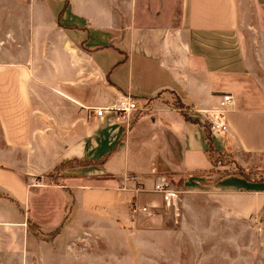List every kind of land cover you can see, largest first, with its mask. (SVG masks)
Instances as JSON below:
<instances>
[{"label": "crops", "instance_id": "obj_1", "mask_svg": "<svg viewBox=\"0 0 264 264\" xmlns=\"http://www.w3.org/2000/svg\"><path fill=\"white\" fill-rule=\"evenodd\" d=\"M254 1L246 43L237 0H0V259L39 243L29 220L44 232L64 222L55 242L98 228L132 251L148 244L151 260L164 247L180 257L185 225L128 212L133 201L162 208L161 177L180 185V209L197 196L214 218L264 221V0ZM226 93L234 102L211 138L249 177L207 175L203 122ZM127 94L139 105L129 130L114 109L97 115ZM74 159L89 162L48 180Z\"/></svg>", "mask_w": 264, "mask_h": 264}, {"label": "rangeland", "instance_id": "obj_2", "mask_svg": "<svg viewBox=\"0 0 264 264\" xmlns=\"http://www.w3.org/2000/svg\"><path fill=\"white\" fill-rule=\"evenodd\" d=\"M237 1L241 23L239 32L246 43H252L255 32L249 26L255 21L256 2ZM215 158L217 165H214L212 173H207L212 178L236 172L242 167L230 152L215 154ZM58 173V170L53 171L48 180L60 182ZM174 188L180 191L179 184L176 183ZM193 197L187 204L194 209H180L178 203L181 198L177 209L164 205L158 211L156 209V214L162 217L163 226L185 225L186 242L183 252L180 257L176 255V259L173 256L170 260L169 256L173 253L169 247H164L165 254H161L164 258L158 256V261L151 260L149 257L157 254L148 244L141 251H132L125 246L120 247L118 243L108 242L107 234L103 236L102 230L98 228L93 229V232L84 228L74 236L71 235L69 240L64 235L55 242L62 229L58 232H44L38 225L29 222V229L37 235L39 243L31 244L27 257L26 254L22 258L15 255L13 259H0V264H264V221L252 217L231 220L224 213L220 218H214L212 203L206 198L197 197L198 200H194ZM69 215L70 212L67 218ZM140 218L144 217L136 219ZM91 235L92 241L89 242L87 237ZM41 240L46 241L44 250L40 246Z\"/></svg>", "mask_w": 264, "mask_h": 264}, {"label": "built area", "instance_id": "obj_3", "mask_svg": "<svg viewBox=\"0 0 264 264\" xmlns=\"http://www.w3.org/2000/svg\"><path fill=\"white\" fill-rule=\"evenodd\" d=\"M233 102L234 100L231 94H223L219 99L218 108L215 111L207 113L206 120L212 124V131L221 132V128L224 125L223 119L225 118V109ZM109 109H114L118 112L117 120L123 123L126 130H129L134 121L133 112L139 110V105L137 104L136 99H134L130 94H127L120 96L114 106L101 107L97 109L96 113L98 116H101ZM132 178L135 180L137 179L136 176H133ZM135 190L139 191L138 187ZM154 190L161 195L163 205L165 207H174L177 209L176 206L181 192L173 188L166 177H161L158 179ZM157 207L158 206L156 204L139 203L133 201L129 204L128 212L130 217L133 219L138 217L150 219L156 215Z\"/></svg>", "mask_w": 264, "mask_h": 264}, {"label": "trees", "instance_id": "obj_4", "mask_svg": "<svg viewBox=\"0 0 264 264\" xmlns=\"http://www.w3.org/2000/svg\"><path fill=\"white\" fill-rule=\"evenodd\" d=\"M176 104L178 105V107H179L180 109L183 110V107H184V106H183L181 103H179L178 100H177V103H176ZM185 114H186V113H185ZM186 116H187V114H186ZM203 124H204L205 127H206L207 138H208V140H209V146H208V149H207V154H208V156H209V158H210V160H211L213 166H214V165L216 166V165H217V164H216V160H217V159L215 158V154H221V153H224L225 151L218 150V149L213 145V141H212V138H211V135H212V132H213V131H212V124H211L208 120H206V119L204 120ZM108 155H109V153L105 154L100 160H97L96 163H97V164H101V163H103L104 160L108 157ZM85 162H89V161L79 160V159H74V160L67 161V162H64V163L58 165V166L56 167L55 170L61 171V170H64L65 168H67V167H69V166L80 165V164H83V163H85ZM55 170H54V171H55ZM233 173H239V174L244 175V176H246V177H249V176H250L248 173L245 172V169H244L243 167H239V168H238V171L233 172ZM228 174H230V173H228ZM225 175H226V174H225ZM221 176H224V175H221ZM29 222L32 223V224H35V223H33L32 220H29ZM35 225H36V224H35ZM36 226H37V225H36ZM63 226H64V222H63L59 227H57L54 231H55V232L60 231V230L62 229ZM52 232H53V231H52Z\"/></svg>", "mask_w": 264, "mask_h": 264}]
</instances>
